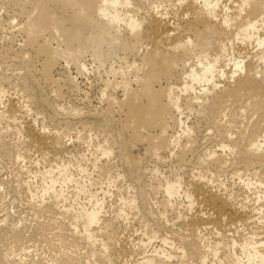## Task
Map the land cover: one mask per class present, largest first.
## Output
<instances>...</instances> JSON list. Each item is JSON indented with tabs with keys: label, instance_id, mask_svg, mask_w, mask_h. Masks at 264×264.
I'll return each mask as SVG.
<instances>
[{
	"label": "bare ground",
	"instance_id": "1",
	"mask_svg": "<svg viewBox=\"0 0 264 264\" xmlns=\"http://www.w3.org/2000/svg\"><path fill=\"white\" fill-rule=\"evenodd\" d=\"M148 1L4 0L2 4L6 12L24 17L19 24L23 42L18 52H13V33L8 34L6 42L0 38V69L5 66L21 69L24 86L30 91L29 102L47 110L51 116L63 119L66 125L72 124V120L82 125V121L87 120L117 129L115 144L124 157L127 175L133 179L139 178L143 172L142 160L136 155L140 144L155 140L154 155H159V149L174 154L181 138L185 139L187 146L194 127L200 121L207 119L210 123L207 120L205 123L215 130L218 127L223 129V124L226 127L227 105L232 107L233 104L240 110L253 113L256 120L248 124L244 133L240 135L238 132L239 136H231L229 141L223 138L229 144L221 145V148L228 149L236 161H231L233 166L230 169H220L221 163L225 162L223 155L207 151L209 163L217 166H209L214 171L208 165V168H199L191 180L190 189L184 191H181L180 178L166 179L163 193L169 208L181 207L179 199L183 194L187 202L185 209L188 212L194 207L198 209L188 224L191 233L177 237L175 231L172 232L173 237L179 240L177 249L181 256L186 254L185 244H188L193 252L199 254L198 264H264V220L259 216L264 212V191L257 193L255 199L256 202L263 200V207L246 210L232 203L204 177L208 171L216 176L220 173H246L248 186L264 185L259 177L264 171V0H173L177 3V19L174 21L166 12H161L164 0L145 5ZM10 22L12 25V20ZM28 50L34 53L33 56L27 53ZM87 61L104 73L98 91L105 107L79 112L55 105L54 100L45 94L41 83L50 88L54 97L59 96L61 89L73 90L75 77L66 69L72 65L76 74H81L87 70ZM61 63L65 64L63 71L56 72ZM223 77L229 81L222 83ZM3 92L1 88L0 101ZM13 105L14 102L10 101L11 112ZM184 111L195 112L196 122L188 125L182 120L180 116ZM175 128H179L176 134L168 136ZM26 136L39 150L47 149L54 153L64 150L65 143L57 132L45 133L26 122ZM95 151L93 167L99 156L108 157L112 153L110 147L101 144L96 145ZM23 158L22 154H15V160ZM40 161L33 160L32 164L38 165ZM52 163L54 165L50 164L48 169L34 172L32 176L42 184L38 192L40 200L35 202L34 211L50 214L58 207L62 208L63 213L60 214H68L69 223L64 224V221L48 216L29 228H19L13 213H3L0 215V264H20V253L28 252L25 250L26 242L32 240L34 233L52 225L58 231L69 226L67 230L70 233L63 231L67 235H61L60 246L77 248V237L91 245L85 264H91L90 261L115 264L109 261V242H102L98 250L92 247L96 240L91 227L101 217L102 198L92 201L93 195L90 194L89 207L74 203L72 199L66 204L72 190L65 191L62 186L71 182L77 192L83 186L70 173V166L74 165L71 160ZM74 166L80 173L85 170L79 162ZM30 183L24 181L32 200L36 198L34 190L37 188L31 189ZM57 184H60L59 188H56ZM50 194L52 201L45 205L43 200ZM129 204L142 213L149 210L142 193L131 196ZM177 213L180 217L181 212ZM77 222L82 223L81 234ZM221 223L234 227L233 232L223 235L215 231L213 239L206 236L208 229ZM237 224L245 225L247 231L241 232ZM144 236L145 242L138 241L141 248L156 238L157 232L150 230V236L147 232ZM161 242L162 246L170 245L169 248L174 244L166 238ZM151 253L143 256L139 264H172L173 255L161 246ZM70 259V253L65 255L66 261ZM24 264L48 262L38 255L32 262Z\"/></svg>",
	"mask_w": 264,
	"mask_h": 264
},
{
	"label": "rangeland",
	"instance_id": "2",
	"mask_svg": "<svg viewBox=\"0 0 264 264\" xmlns=\"http://www.w3.org/2000/svg\"><path fill=\"white\" fill-rule=\"evenodd\" d=\"M155 1L157 0H150L145 5L155 3ZM3 2L4 0H0V38H3L6 42L8 34L10 32L13 33L12 50L13 52H18V47L23 42V32L20 30L19 24L23 22L24 17L6 12ZM176 4L173 0H164L161 3L162 6L164 5V8H161V12H166L171 21L177 19ZM10 20L12 22L13 20L17 21L11 25ZM29 50L27 53L33 56L34 51L31 50L33 52H30ZM87 62V70L81 74H76L72 65L67 67L66 71H69L75 77V88L73 90L61 89L59 96L54 97L50 88L41 83L45 94L54 100L55 105L65 109H76L79 112L93 109L98 110L105 107L104 103L100 100L98 91L99 83L105 77L104 73L102 69H95L90 61ZM64 65V63H61L56 72L63 71ZM35 74L37 78H40L37 73ZM221 81L224 83L229 81V79L223 77ZM1 88L4 89V92L0 101V112L2 113L0 117V215L6 212L13 213L12 215H15L14 222H18L19 228L23 226L29 228L36 221H44L50 216L57 218V221H64V224H68L69 222L66 217L69 215L65 214L62 216L60 214V212L63 213L62 208L58 209V207L56 209L57 212L54 210L53 212L55 213L51 212L50 214L49 212H46L47 214L35 213V204H37L35 202L40 200L38 192L42 184L38 178L32 176H34V172L46 170L50 164L54 165L52 162L59 164L71 160L72 164L76 165L79 162L82 168L85 169L80 173L76 166H70L71 175L74 179L80 181V185L83 187L80 192H77L73 183L69 182L63 185L62 188L65 191L69 192L72 190L70 197H68L65 203L68 204L71 201L70 199H72L74 203L85 204L86 207H89L88 196L90 194L93 195L92 201H100V198H102L101 217L91 227V232L95 235L94 239L96 240L92 246L94 250H98L102 242L107 241L110 243L109 255L111 260L109 261L115 264H139L143 256L152 254L151 252L154 249H158L161 246V248L171 252L173 255L171 259L172 264L199 263V254L193 252L188 244H185L186 254L181 256L179 249H177L180 244L179 240L175 239L172 234L175 231L178 237V235H188L191 233L188 230V224L190 223V219L193 220L198 209L194 207L188 212L184 206L187 202L184 200L183 194H180L179 199L182 204L181 207H167L163 193V183L166 179L174 180L180 178L181 191L189 190L191 180L195 178V172L199 168L201 169L203 166H206V168L209 166L217 167L213 166L211 162V164L209 163L206 155L209 151L224 156L225 162L221 163L220 169L223 167L222 170L230 169L233 166L231 161H233L232 157L234 155L228 149H222L221 145L229 144L227 141L231 139V136L236 138L238 132L240 135L244 133L243 131L246 130L248 124L256 120V116L253 113L247 110H240V108H237L233 104L232 107L230 104L229 106L227 105L228 107L226 106L225 109V114L227 115L224 116V123L227 126L225 127L223 124V129L225 131L227 129L230 130L228 131L230 134L221 131L223 130L222 127H218L216 130L213 129L208 124L210 122L204 119L194 127L187 146H185V139H180L174 154H170V152L164 149H159L157 151L159 155H154L153 145L155 144V140H152V143L144 142L140 144L136 155L142 160L143 172L139 174V178L133 179L127 175L124 157L117 148V144H115V139L118 135L117 129L109 128L105 125H95L87 120H83L82 125L74 123L76 120H72V124L66 125L63 119L53 117L47 110L34 106V104L29 102L30 91L24 86L23 71L13 66H5L0 69ZM10 101L14 102L12 112L9 110ZM180 118L190 125L192 122H196L197 117L193 111H184ZM206 120L208 123H205ZM26 122L32 123L36 129L45 133H59L61 140L65 143L64 150L54 153L47 149H37L26 136ZM238 129L241 131H238ZM177 130L179 128L172 129L168 136L175 135ZM223 138H226L227 141ZM98 144L110 147L112 153L108 157L99 156L96 165L93 167V157L97 155L95 149ZM16 153L22 154L24 157L22 160L24 161L21 159L15 160ZM37 159L41 160L39 164H32V161ZM212 167L209 168L211 171H214ZM209 172L204 177L209 180L211 186L228 197L232 203L241 205L246 210H250L256 206L263 207V200L256 202L255 199L257 193L261 194L264 191V185L260 187L248 186L246 182L248 176H246V173H240L239 175H221L220 173V176H216L215 174L214 176ZM259 177L264 181V171L259 174ZM24 181L32 182L30 183L31 189L37 188L34 190V193H37L36 198H32L31 200ZM58 186L60 184H57L56 188H59ZM141 193L145 195V201L149 208L145 213H142L132 205L130 206V204L129 206L127 205L131 196ZM51 196L52 194L45 196L43 200L45 205L52 201ZM59 205L61 204L59 203ZM119 210L124 211L125 214H122ZM177 212H181L180 217H178L179 214ZM262 213L264 215V212ZM263 215L259 214L260 219L264 220ZM254 217H257L256 214ZM77 224L79 225L78 229L81 234L82 223L77 222ZM237 226L241 232L245 233L247 231L245 225L237 224ZM68 228L69 226L65 230L63 229L67 234L70 233L67 230ZM233 229L234 227L221 223L216 225L215 228L208 229L205 233L207 237L213 239L215 231L223 235H229L233 232ZM58 230L56 226L52 225L39 233H34L32 240L26 242L25 245V250H28V252L22 251L18 262L20 264H24L26 261L32 262L39 255L44 257L48 264H85L88 261L87 254L90 251L91 245L86 243L83 238L77 237V248L70 245L60 246L59 239L61 235L67 234H64L62 230ZM150 230L156 231L157 237L141 248V244L138 241L142 240L145 242L146 236H144V232H147V236L149 237ZM28 233L30 234L31 231H28ZM163 238L174 242L171 248H169L170 245L166 247L162 246L161 239ZM68 253L71 254L69 262L65 260V255ZM90 263L94 264L92 261ZM105 264H109V262Z\"/></svg>",
	"mask_w": 264,
	"mask_h": 264
}]
</instances>
